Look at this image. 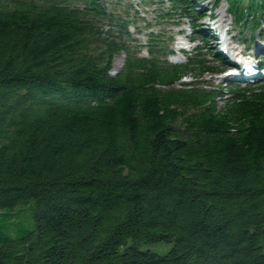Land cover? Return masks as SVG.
Returning <instances> with one entry per match:
<instances>
[{
  "label": "trees",
  "instance_id": "trees-1",
  "mask_svg": "<svg viewBox=\"0 0 264 264\" xmlns=\"http://www.w3.org/2000/svg\"><path fill=\"white\" fill-rule=\"evenodd\" d=\"M129 1L0 0V211L34 222L0 233V264H264V84L204 85L198 46L172 64L164 35L137 43ZM197 1L137 6L196 25ZM222 1L247 44L264 0Z\"/></svg>",
  "mask_w": 264,
  "mask_h": 264
},
{
  "label": "rangeland",
  "instance_id": "rangeland-1",
  "mask_svg": "<svg viewBox=\"0 0 264 264\" xmlns=\"http://www.w3.org/2000/svg\"><path fill=\"white\" fill-rule=\"evenodd\" d=\"M157 2V0H156ZM128 5L133 6L132 8L139 9L138 10V18H136L137 22L136 25L139 27L140 32H138L136 29H134L133 26H129V32L131 35L137 40V43L139 44H146L147 38L146 35L147 33L151 32L154 34H159V35H164L166 38L171 40V47L170 49L173 51V56H170L167 58V60L170 63H184L186 61L185 56L188 55V53L192 52L194 49L195 45H199L200 51L204 54L206 61L212 63L213 67L218 69V71L214 72L217 74H212V75H205L202 79L201 82L204 85L213 87L215 89L221 90V88L225 91H228L232 88H254L257 86H260L264 84L263 81L251 84H242V83H237V82H230L229 79H225V76L227 74V68H224V66H221L219 63V60L216 61V59L211 55V52L216 53L217 48L215 46V41L212 39V33L209 32L208 27H206V21L208 18L211 17L209 15L208 10L212 7V0H199L197 1V6L199 9L203 8L206 9V15L204 18H202V21H197L196 25L192 21L184 20L183 22H180V26H176L179 22L174 23L171 25L172 21L168 22H162L157 21L155 18V9L154 7L152 8H147V7H138L139 0H130ZM166 7V6H164ZM226 3L222 1L219 3L214 9H212L210 12L211 14L214 13L216 16L220 14L221 16L224 15V18L226 17V26L227 28H232L233 30L231 31L232 33L229 34V39H235L234 37L236 36L237 38L239 37V29H235L232 18L227 16L226 13ZM135 14V13H134ZM133 15V13H132ZM176 20V19H175ZM160 22V23H158ZM194 28H199L201 30H206L207 31V38L208 42L206 45L202 41H198L197 44L195 45H190L188 42L189 37H194L195 39H200V37L197 36L195 33H193ZM136 31V32H135ZM248 37V36H247ZM255 38H256V44H262L264 45V27H261L258 29V31L255 32ZM233 41V40H232ZM254 47V48H253ZM185 49L181 50L179 52V49ZM239 49H243V45L239 44L238 45ZM251 54L253 55L255 46H252ZM146 51L143 50L142 54H145ZM125 56L124 54H120L119 56H116L113 60L112 63V69H111V75L116 74L121 67L123 66ZM259 61V60H258ZM193 78H185L182 79V82H191L193 81ZM221 104V103H220ZM19 208H16L13 214H17L10 222H9V216L6 217V222L3 221L4 217L3 214L5 211H0V233L3 235H8L11 238H17L19 236H22L25 234L26 231L33 230L34 228V222L32 218V211L29 209L28 210H23V212H19ZM2 213V214H1ZM9 211L6 210V215H8ZM17 222L16 227L13 229V235H10L8 230H9V223L14 224ZM172 244H153L148 246L149 250L153 252H158L163 254L165 251L169 250L171 248ZM162 251V252H159Z\"/></svg>",
  "mask_w": 264,
  "mask_h": 264
},
{
  "label": "bare ground",
  "instance_id": "bare-ground-1",
  "mask_svg": "<svg viewBox=\"0 0 264 264\" xmlns=\"http://www.w3.org/2000/svg\"><path fill=\"white\" fill-rule=\"evenodd\" d=\"M147 8H152V7H147ZM212 9H214L213 5L208 10V12L211 11ZM222 18H224V15L221 16V19ZM225 26H226V24H225ZM211 33H212V36H213L212 39L215 41V46L219 50V56H222V59L225 60L223 66H230V64H228V62H233V59L230 58L229 54L224 49V47L227 48L228 45L226 43V39L220 36V33H222V30H220V31H218L217 29L211 30ZM226 78L227 79H232V78H238V77H236V75H228V76H226Z\"/></svg>",
  "mask_w": 264,
  "mask_h": 264
}]
</instances>
